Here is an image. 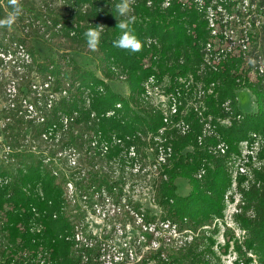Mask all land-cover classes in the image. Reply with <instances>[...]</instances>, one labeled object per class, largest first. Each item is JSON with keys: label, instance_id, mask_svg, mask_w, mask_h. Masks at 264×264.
Segmentation results:
<instances>
[{"label": "trees", "instance_id": "1", "mask_svg": "<svg viewBox=\"0 0 264 264\" xmlns=\"http://www.w3.org/2000/svg\"><path fill=\"white\" fill-rule=\"evenodd\" d=\"M1 1L0 15L10 7L8 0H4L6 6H3ZM62 1L69 7H78L76 12L80 18L74 29L71 22L69 29L73 30L71 32L67 30L68 35H76L79 31L81 37H84V32L89 28L105 24L100 46L106 54L102 65L106 66L105 70L101 71L104 74L106 71H108L107 74L109 71L113 73V65L122 68L128 75L132 100L136 105L140 104L135 99L141 98L144 81L153 74L159 78L166 75L172 77L193 75L197 79L200 77V81L206 84L218 83L215 95L209 96L206 100L208 110L205 116L213 118L212 123L216 126L221 140L228 145V151L226 155L213 154L210 147H216L219 143V139L214 136L206 137L203 144L199 146L196 139L199 134L202 135L204 124L201 123V118L199 123L191 116L189 119L193 122V132L188 136L180 137L175 142V151L178 156V152L189 143L193 144L194 151L186 158L178 156L173 168L166 172L167 180L162 183L160 190L161 204L167 208L170 218H166L169 222L171 221V224L177 226L185 224L188 227L182 230L178 228L179 232L186 229L197 231L199 228L211 225L215 220H224L226 202L230 198L228 194L236 183L241 199L235 221L244 232L242 243H236V264H243L244 261V264H254V261L257 264H264V166H256V162L260 163L264 160V83L258 76L256 82L239 80L235 75L238 60H230L218 72L206 70L199 76L198 71L204 61L203 45L210 38L208 22L204 13L194 8H185L178 1H173L169 7L164 8L163 4L167 0H135L132 13L135 17L133 27L142 41V50L137 53L112 46L113 40L120 35L119 29H116L118 20L123 19L117 14L115 8L119 0ZM247 1L250 5L248 13L253 30L251 40L254 52H257L254 64L256 67L264 61V0ZM29 2H35L41 6L38 20L28 16L29 13H34L28 8ZM20 4L22 14L19 17L23 23L28 22L30 25V20L33 22L43 20V31L39 30L41 33H47L48 28L54 27H60L66 31L64 22L53 16L50 0H20ZM26 17L27 20H25ZM79 23L85 24L80 27V30ZM191 30H194L196 35H192ZM48 33L46 36L49 35ZM149 38H157L161 47L148 48L147 39ZM145 60H148V63H145ZM28 61L31 60L28 59L27 63L26 60L15 62L10 81H23L28 77L29 67H32L34 63L33 60ZM70 65L73 66L70 71L66 68L64 70L62 65L54 64V62L46 68L41 66L37 72L42 73L44 69L46 73H42L43 76L37 75V79L30 82L27 95L22 96L18 93L12 99L8 98L9 103L2 110L5 122L3 129L5 143L0 141V180L2 182L0 183V264H80L83 260L82 255L86 253H88L87 261L90 262L86 264H97L89 258L92 250L85 248V244L76 242L75 233L78 224L75 219L67 218V212L61 206L66 202V197L63 196L60 185H56L55 181H65L68 179L67 176L50 174V166H45L43 159L36 152L22 148L23 143L29 141L31 146L32 143H39V147L42 148L43 134L49 133L54 127L63 129L65 118L73 116L75 112H79L80 119L77 121L80 122L89 120L93 112L102 117L119 101L127 104L123 119L102 118L99 122V130L105 137L111 132L126 135L138 129L158 130L163 125L162 116L159 113L154 114L143 110L147 116L134 114V117H130V113L127 112L130 102L128 104L119 94L111 92L109 87L95 95L89 109L86 108L83 91L76 88L72 89L69 96L55 101L51 108H47L48 96L45 93L41 97L38 96L31 87L37 80L45 83L51 75H58L55 80L58 85L62 78L71 81H76L78 78L83 87L86 85L92 87V84L97 85L92 87L93 89L99 87L100 83L95 74L82 70L74 60L72 64L70 62ZM18 68L23 71V76L20 70H17ZM90 82L92 83L89 84ZM14 85L16 86L15 83ZM2 87L4 88V85ZM242 89H248L252 93L257 106L256 112L244 113L238 108L237 93ZM59 90L60 86H56L53 92ZM76 90L79 92L74 93ZM227 102L231 108L229 112L224 107ZM29 108H32V111L29 112ZM40 116L45 117L44 122H40ZM228 119L230 126H223L221 121ZM87 126H83L80 130L83 129L84 132ZM93 130L94 128H91L90 132ZM56 134L55 131L54 137ZM84 134L80 132L77 136L66 134L61 136L64 143L62 147L79 148L83 152L87 148ZM252 135L260 138L257 147L254 145ZM245 141H249L251 150L249 154L243 156L241 147ZM6 146L11 149L7 154L4 153ZM256 148L258 150L255 153ZM117 151L120 153L119 149ZM117 151H113L112 154L117 156ZM233 157L244 158V166L250 169V176L239 173L233 180L229 169ZM106 161L107 157L91 159L88 154H85L82 159L86 167L99 163L103 166ZM202 167L206 172L199 179L196 175ZM178 178L189 180L191 191L188 195L178 194L175 184ZM87 179L86 182L90 180V184L98 182V189L95 192H100L98 197L100 200L103 195H110L113 192V183L112 186L107 185L103 173L90 171ZM120 182L124 181L120 180L119 184ZM91 190V187L85 188L86 193ZM95 192L91 191L92 199L96 195ZM230 199L234 201L233 194ZM33 209L39 212L44 226V230L40 232L31 231L35 216ZM195 240L188 244L186 257L176 258L174 263L222 264L221 258L216 257L213 250L215 244L213 238H210V244L200 245V247L197 239ZM74 247L77 253L75 256L71 252ZM248 254L252 256L248 257ZM243 258H245L244 261H242Z\"/></svg>", "mask_w": 264, "mask_h": 264}, {"label": "rangeland", "instance_id": "2", "mask_svg": "<svg viewBox=\"0 0 264 264\" xmlns=\"http://www.w3.org/2000/svg\"><path fill=\"white\" fill-rule=\"evenodd\" d=\"M50 2L53 16L57 18V20L64 22L66 31L60 27L48 28L49 33H47L49 35L46 36L47 33L39 32V30L43 31V20H40L39 22H33L30 20V25H28V22L23 23L21 17H18L17 21L11 28H0V141L5 143L3 134L5 122L2 110L5 109L6 105L9 103L7 102V99H12V95L16 96L18 93L22 96L27 95L28 88H30V82L33 79L36 80L37 75L43 76L42 73H46L44 69L42 70V73H38L37 69L41 68V66L42 68H46L51 62H54V64H60L64 70L66 68V70L70 71L73 67L70 65V62L72 64V60H74L75 64H78L82 70H87L95 74L99 80L98 82L100 84L102 83V85L99 84L98 86L103 88L109 87L111 92L119 94L126 100V102H128V104L130 102L127 108L130 117H134V114H138L142 117L147 116V113L143 112V110L152 112L153 106L151 104L153 103L155 106V104L161 100V96L154 95L152 102H149L148 106L142 104L141 98L139 100L135 99L140 103L139 105H136L132 100V94L127 80L123 81L117 79L118 77L115 76L114 73H111V71H109L108 74V71H106V74L101 71L105 70L104 68L106 66L104 64L102 65L106 54L102 51L101 46L99 45V47L93 51L89 49L85 38L81 37L79 31H77L76 35H68L67 30L71 32L75 28L74 26L77 24L78 19H80L76 12L78 7H69V5L64 4L62 0H50ZM229 2L230 12H232V14H236L242 10V7L244 8L239 0L238 2L237 0L235 2ZM29 3L28 8L31 11H34V13H29L28 16L36 19L37 16H39V8H41V6L35 2ZM3 4V6H6L5 2ZM9 11H11L10 7L0 15V18H3ZM25 20H27V17ZM36 20H38V18ZM71 22H73V29H69ZM84 25V23H79V30L80 27ZM102 25L105 26L104 23ZM28 59L31 61L33 60L34 62L31 65L32 67H29L30 74H28V77L23 81H10L9 79H12L11 70L12 67L15 66V62L26 60L27 63ZM249 62L250 61H248L246 57H241L235 75L241 81L249 80L250 82H256L258 80L257 74ZM17 70L19 71L20 69L18 68ZM20 72L23 76V71L20 70ZM57 76L51 75V78L53 79L52 85L50 86L51 90H54L56 86H60V92L68 83H81L78 78L76 81L62 78L61 83L58 85V83L55 82ZM60 76L62 77V73ZM36 82V84H40L41 80H37ZM91 83L92 82L89 84ZM2 85H4V88ZM96 86L92 84V87ZM71 89H73L72 85L71 88L69 87L68 94L73 91ZM77 92L79 91L76 90L74 93ZM57 94L58 95H54L55 98H65L69 96L62 97L59 93ZM237 94L238 108L240 111L251 113V111L257 107L250 90L242 89L239 90ZM121 103L123 104V112H125V106L127 104H124L123 102ZM132 106L135 109H133ZM125 113L120 114L122 119L123 114L125 115ZM79 119L80 118L77 117L75 122L65 130L66 135L77 136L80 132L82 134L89 133L91 128L95 129L96 127H100L99 122H93L91 119L85 122L77 121ZM227 124V122H223V126H227ZM86 125L88 126L84 128V132L82 131L83 129L80 130ZM228 126H230V123ZM146 130L151 129H138L137 131L145 132ZM178 139H180L179 136L173 141L174 149L175 142ZM258 142L260 141L258 140ZM249 146L250 145H243L241 147L243 156L249 154V151L251 150ZM43 147L45 150L52 148L45 143L43 144ZM53 150L54 148L51 149V155H53ZM145 150L146 144L141 142L140 151L144 154L146 152ZM257 150L258 148H256L255 153ZM113 151H117V148L113 149L112 152ZM193 151L194 146L192 143H189L178 152V156L179 158H186L187 155L191 154ZM112 152L107 155V161L103 166L99 163L98 165L86 167L80 159L79 168L76 167L75 170L71 169L72 174H69L71 175L70 177L72 180L68 178L65 181H55L56 185H60L63 196L66 197V202L61 206H63L65 212H67V218L75 219V222L79 224L80 230L83 232V236L88 235L92 239V243L85 246V248L88 247L92 250L89 256V258H91L90 260H94L97 264H111V258L113 260H118V257L124 254L127 258L124 257L126 261L123 264H177L174 263V260L176 258L184 259L186 257L188 252L186 248L189 246V243L195 242V239H197L198 246L200 247V245L210 244V238H213L215 242L213 250L216 253V257L221 258V263L236 264V243H242L244 236V232L235 221V216L239 210L238 203L241 199L236 183L233 184L232 189L228 194L230 198L231 194L234 195V201L232 202L229 198L226 202L227 208L224 220H215L211 225L199 228L197 231L186 229L179 232L177 228H181L182 230L188 227H186L185 224L174 227V225L171 224V221L169 222L167 219L170 218L167 208L161 204V185L166 180L149 179L147 180L149 182L147 185H145L140 179L134 181L126 180L119 184V181L121 180L119 175L122 174V162H119V164L116 163L120 154L117 151L118 155L114 156ZM178 156L176 153L175 160L171 163L172 167L170 169L173 168ZM71 157H73V154ZM53 159L59 161L57 156ZM91 159H94L92 155ZM231 161L229 169L233 180H235V177L238 176L239 173L243 176H250V169L244 166V158L238 159L237 157H233ZM256 166H264V160L260 163L256 162ZM99 167L106 178L105 183L107 185L109 184V186H112L113 183L115 190L118 192L115 193L113 191L112 193V195H118L117 200L113 202V206H108L105 210H101V213L95 208L91 209V205L96 200L99 203L98 199H96L97 197L94 199L91 198V191L93 190L95 192L98 189V182L94 184H90V180L86 182L88 180V173L93 171V169L97 171ZM56 168V164H54L53 167H49L50 174L54 175L53 170ZM242 168L244 169V172L240 170ZM84 172L86 174L85 177L83 176ZM70 181H73L74 183L73 188L68 185ZM175 184L177 185V192L179 195H187L190 193L191 184L189 180L178 178L175 181ZM89 187H91L92 190L86 193L85 188ZM66 192L69 193H67L68 196L66 195ZM84 195L88 197V201L81 198ZM73 197L77 200V204H74V202L71 205L69 200L71 201V198ZM107 198L108 200L106 202L110 205V198L105 197V199ZM109 209H112V211L110 212ZM76 241L80 242L78 237L76 238ZM71 252L75 256L77 254L76 247H74ZM251 256L252 255L248 254V257ZM253 258H255V256H253ZM87 260L88 259L81 260L80 264L90 263ZM244 260L245 258H243L242 261ZM244 263L245 261L243 264ZM254 264H257V262L254 261Z\"/></svg>", "mask_w": 264, "mask_h": 264}, {"label": "built area", "instance_id": "3", "mask_svg": "<svg viewBox=\"0 0 264 264\" xmlns=\"http://www.w3.org/2000/svg\"><path fill=\"white\" fill-rule=\"evenodd\" d=\"M173 1H178L185 8H194L198 12L204 13L205 19L208 22L210 38L203 45L204 61L199 68V76L206 70L218 72L224 64L230 60L239 61L241 57H246L248 61H250L249 63L253 66L255 73L260 78V81L264 83V61L254 67L255 54H257V52H254L251 40L253 30L250 25L251 19L248 13L250 5L247 0H239L240 4H243L244 8L242 7V10L236 14H232V12H230L229 5V1L235 2L236 0H167L163 4V7H169ZM3 3L4 0L1 1L2 5H4ZM149 5H151V3H149ZM253 8H255V6ZM212 11L216 13H213ZM259 24L260 22L258 25ZM190 33L192 35H196L194 30H191ZM152 46L161 47V43L157 38L147 39V47L151 48ZM258 51H260L259 48ZM144 62L148 63V60H145ZM112 72L118 77L117 79L128 81L127 73H125L119 66L113 65ZM52 81L53 79L49 77L45 83L40 82V84H36L37 82L35 81L31 86L32 89L37 92L38 96L41 97L44 93L48 96L47 108H51L55 101L61 99L55 98L54 95H58L57 93L62 95V97L67 96L71 85L73 86V89L76 88L83 91V99L86 108L88 109L91 107L95 95L97 93L104 92V88L101 86L93 89L88 86L83 87L82 83L79 82H75V84L68 83L67 86L60 92H53L50 88ZM217 84L218 83L216 82L206 84L200 81V77L197 79V77H194L193 75H178L174 77L166 75L165 77L159 78L156 74H153L143 83L141 101L142 104L148 106V103L152 102L154 95L161 96V100L155 104V106L153 103L151 104L153 106V111H151L154 114L159 113L162 116L163 125L158 130H146L145 132L135 131L132 134L126 135L111 132L105 137L99 128L96 127L93 131L84 134V139L87 142V148L82 152L79 148L62 147L64 143L61 136H65V130H67L70 125L75 122L77 117H79V112H75L73 116L64 119L63 129L62 127L59 129L54 127L49 133L43 134L41 141L43 144H48L54 148L53 155H51L52 148L45 150L43 144L42 148L39 147V143H32L31 146V142L26 141L23 143L22 148L29 149L31 152H36L43 159V164L45 166L48 165L53 167V165L56 164L58 169H54L53 174L55 176L65 174L69 179H71V175H69L72 174L71 169L75 170V168L80 165V159L82 162L85 154H88L89 156L92 155L94 158H106L113 149L117 148L120 150V155L117 158L118 160H115H117L116 163L118 164L119 162H122V174L119 176L120 179L123 178L121 180L124 182L126 180L134 181L140 179L145 185H147L149 184L147 181L149 179L167 180L166 172L172 167L171 163H173L176 156L173 141L177 136L185 137L193 132V122L189 119L191 116H193L195 120H198L199 123L201 118V123L204 124L202 135L199 134L197 136V144L200 146L203 144L206 137L214 136L219 139V143L216 147H210L211 151L215 155H226L228 145L220 140V136L216 131V126L212 123L213 118L211 116H205L208 110L206 100L209 96L215 95ZM12 97H14V95H12ZM26 103L27 102H25V104ZM224 107L227 112L231 110L229 102H227ZM132 108L135 109L133 106ZM30 111H32V108H29V112ZM123 111V104L119 102L112 110L106 112V114L102 117H99L95 112H93L90 119L93 122H100L102 118L111 119L113 117H117L122 119L120 114L124 113ZM44 121L45 117L40 116V122ZM223 122H227V125L230 123L229 119L221 121L222 125ZM55 131L57 134L54 137ZM252 138L255 142L254 145L256 144L257 147L260 143L258 142V140L260 141V138L256 135H252ZM141 142L146 144V152L144 154L140 151ZM243 145H249V141L243 142L242 146ZM4 148V153L6 154L11 151L8 146ZM72 154L73 157H71ZM55 156L59 158V161L53 159ZM240 170L244 172L243 168ZM93 171L103 173L100 167L97 171L94 169ZM205 172L206 170L202 167L199 170L197 177L201 179L205 175ZM85 175L86 174L84 172L83 176L85 177ZM0 183H2L1 180ZM73 184V181L68 183L71 188H73ZM113 191L118 193L117 190H115V187ZM67 193L68 192H66V195L68 196L69 193ZM99 193L100 192H95L96 195L93 197V199L97 197L96 199H98L99 203L96 200L91 205V209L95 208L99 213H101V210H105L108 206H113V202L117 200L118 195H112V192L110 195H103L102 200H100V198H98L100 197ZM105 197L110 198V205L106 202L108 198L105 199ZM81 198L88 201V197L85 195ZM71 199L73 200H69L71 205L74 202V204H77L75 197ZM109 211L111 212L112 209H109ZM33 212H35V216L32 220L33 228L31 231L40 232L44 230L40 214L36 211V209H33ZM176 226L177 225H174V227ZM77 237L80 242H76L79 244L83 243L88 245L92 243V239L88 235L83 236V232L80 230L79 224L76 228L75 239ZM82 257L83 259H88L87 253L83 254ZM124 257L127 258L124 254L119 256L118 260H113L111 258L110 262L111 264H123L126 260Z\"/></svg>", "mask_w": 264, "mask_h": 264}, {"label": "clouds", "instance_id": "4", "mask_svg": "<svg viewBox=\"0 0 264 264\" xmlns=\"http://www.w3.org/2000/svg\"><path fill=\"white\" fill-rule=\"evenodd\" d=\"M8 2L11 11L3 18H0V28H11L22 14L20 0H8ZM134 4L135 0H119L115 5L117 14L123 19L118 20L116 25L120 35L112 42L114 48L123 49L131 53H137L142 50V41L133 27L135 22V17L132 15ZM104 30V25H96L84 32L83 35L89 49L94 51L99 47Z\"/></svg>", "mask_w": 264, "mask_h": 264}, {"label": "crops", "instance_id": "5", "mask_svg": "<svg viewBox=\"0 0 264 264\" xmlns=\"http://www.w3.org/2000/svg\"><path fill=\"white\" fill-rule=\"evenodd\" d=\"M257 108H254L251 112H256ZM188 195V194H187Z\"/></svg>", "mask_w": 264, "mask_h": 264}]
</instances>
